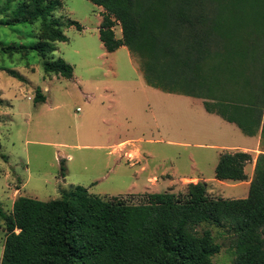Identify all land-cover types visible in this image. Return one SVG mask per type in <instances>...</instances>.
<instances>
[{
  "label": "trees",
  "instance_id": "16d2710c",
  "mask_svg": "<svg viewBox=\"0 0 264 264\" xmlns=\"http://www.w3.org/2000/svg\"><path fill=\"white\" fill-rule=\"evenodd\" d=\"M90 1L104 8L99 33L106 50L127 46L148 85L199 97L246 135L261 134L248 196H213L205 181L189 182L185 193H146L140 203L103 199L82 185L47 201L22 195L4 215L1 264H215L221 245L209 227L200 228L206 224L235 237L233 264H264V0ZM60 4L8 0L1 23L41 26L35 44L3 49L35 51L46 73L72 78V64L47 58L57 42L68 41L64 27L83 29L73 19H50ZM45 100L38 89L35 101ZM253 160L248 151L223 152L216 177L245 180Z\"/></svg>",
  "mask_w": 264,
  "mask_h": 264
},
{
  "label": "rangeland",
  "instance_id": "374dc122",
  "mask_svg": "<svg viewBox=\"0 0 264 264\" xmlns=\"http://www.w3.org/2000/svg\"><path fill=\"white\" fill-rule=\"evenodd\" d=\"M7 1L0 0V10ZM60 1L50 19H73L83 29L64 27L68 41L57 42L47 58L62 57L72 64V78L46 73L44 59L35 51L11 55L3 49L35 44L41 21L0 22V264L4 215L13 211L14 201L22 195L47 201L82 185L103 199L122 196L140 203L146 193L132 192L151 186L149 176L168 172L176 179L175 193H185L189 182L206 180L213 196L247 197L259 147L249 151L254 160L246 164L247 179L220 180L215 171L218 155L229 150L213 149L202 132L219 135L217 145L250 148L260 143L261 134L246 135L218 117L222 128L207 119L203 99L168 96L149 86L138 57L125 47L112 53L106 50L99 33L103 12L97 5L90 0ZM2 19L5 16L0 14ZM114 29L117 37L122 36L119 23ZM38 89L44 102L35 101ZM184 127L189 131L184 132ZM125 140L130 142L119 144ZM134 148L140 150L139 159ZM160 188L164 192L165 187ZM205 227L221 245L214 263L233 264L235 237L226 228L207 224L200 228Z\"/></svg>",
  "mask_w": 264,
  "mask_h": 264
},
{
  "label": "crops",
  "instance_id": "0c3cea01",
  "mask_svg": "<svg viewBox=\"0 0 264 264\" xmlns=\"http://www.w3.org/2000/svg\"><path fill=\"white\" fill-rule=\"evenodd\" d=\"M98 8L100 9L101 12L104 11V8L101 7V6H98ZM102 21V20H101ZM101 24V22H100ZM121 33H122V28L120 29ZM122 36H118V38H121ZM127 48V46H121L120 48ZM129 50V49H128ZM150 86V85H149ZM152 87V86H151ZM160 90V89H159ZM163 91V90H161ZM163 92H166V91H163ZM165 94H168V96H172L173 94H176V93H172V92H167ZM179 95H182L183 97H187V98H193L194 96H190V95H186V94H181V93H177ZM207 112V119H209L210 121H213L215 123H218L220 124L222 128H224L223 126V123H221L222 121H220V119L218 117H221L219 116L218 114L216 113H211V112ZM217 116V117H216ZM174 118V117H173ZM222 118V117H221ZM185 126V125H184ZM183 131L184 132H187L189 131L187 127H184L183 128ZM222 133V131H221ZM203 136L212 141V144H207L209 145L210 147H212L213 149H228L229 152H235V151H250V150H253L255 149L256 147L258 148L259 147V142L256 144V146H254V148H250L249 146H241V145H234V146H227V145H217L215 144V141H219L221 140L220 139V136L216 135V133L214 131H203L202 132ZM162 140V139H161ZM128 140H125V141H122L121 143L119 144H122V143H125L127 142ZM130 142V141H128ZM168 142L172 143V144H175V143H181V142H178V141H175V140H169ZM223 144H226L225 142H223ZM135 149V148H134ZM137 149V152L136 153H139L138 155V159L140 158L141 156V153H140V150L139 148H136ZM135 149V150H136ZM256 150V149H255ZM251 152V151H250ZM219 158H220V154L218 155V160L219 161ZM138 159H137V162H138ZM218 163V162H217ZM143 168H145L143 166ZM245 170H246V167H245ZM148 182H150L151 186H143V188H146V190H143V191H134L132 193H151V192H161V188L160 187H165L163 191H170V192H176L177 190V182H176V179L174 178V176H172L170 173L168 172H163L161 173L159 176L156 175V174H153L152 176H149L148 177ZM197 181H201V180H196L195 182ZM206 181V180H204ZM183 183V182H182ZM181 184V182H180ZM209 186V184H208ZM210 192V191H209ZM211 193V192H210Z\"/></svg>",
  "mask_w": 264,
  "mask_h": 264
}]
</instances>
